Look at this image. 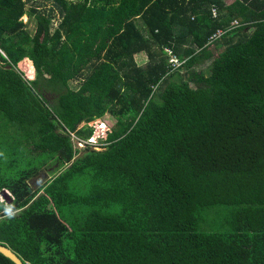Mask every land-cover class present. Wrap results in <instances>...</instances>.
Returning <instances> with one entry per match:
<instances>
[{"label":"trees","instance_id":"1","mask_svg":"<svg viewBox=\"0 0 264 264\" xmlns=\"http://www.w3.org/2000/svg\"><path fill=\"white\" fill-rule=\"evenodd\" d=\"M0 46V243L23 263L264 264V0H0Z\"/></svg>","mask_w":264,"mask_h":264},{"label":"rangeland","instance_id":"2","mask_svg":"<svg viewBox=\"0 0 264 264\" xmlns=\"http://www.w3.org/2000/svg\"><path fill=\"white\" fill-rule=\"evenodd\" d=\"M37 3L40 4L42 2H37ZM31 6L32 4H28V9H30ZM35 6H39V5L35 4ZM41 6H42L41 8L43 9L45 8L49 9V8L54 7L52 2H45ZM28 20H29L28 16L23 17V21L25 23H27ZM56 26H58V21L54 23V27ZM28 30L33 34L34 37H36L37 35H40L39 24L36 22V19H33L28 24ZM145 58L146 56L143 53H139L135 56V59L140 65L144 64ZM17 68L24 74V76L28 80L35 79L36 69H35L34 62L32 60L25 59L21 61ZM115 123H116V120L108 114L102 119H96L95 121L91 122L89 125L94 128V135H93L94 137L90 140V142L92 141L94 143H99L100 139H105L109 131L112 130V127L115 125ZM7 128H9L7 121L5 117L2 114H0V156H2L3 153H6V151L8 152V155L6 156V161H4V165H2V167H6L7 163H9L10 166L13 165V157H12L13 154L12 153L16 149V144L18 143V140H19V138L16 135H14V133L12 132L9 133L7 131ZM78 146L83 147L84 144H79ZM39 167L37 168L36 173L33 172V175H32L33 177L28 181V184L31 186L32 190L39 189L41 186H43L44 184H46L48 181L51 180V178L53 177V173L60 171L59 169H56L58 168V165H56L54 162H50L49 165L47 164L46 169L43 168L44 166L41 168ZM42 168L44 170H42ZM37 174L38 175L40 174V175L38 176ZM1 180H2V174L0 173V181ZM7 194L11 198V200H13L10 192H7ZM0 202L4 203L5 202L4 198L1 197ZM10 206L11 205H8V207L10 208L9 210H11Z\"/></svg>","mask_w":264,"mask_h":264},{"label":"water","instance_id":"3","mask_svg":"<svg viewBox=\"0 0 264 264\" xmlns=\"http://www.w3.org/2000/svg\"><path fill=\"white\" fill-rule=\"evenodd\" d=\"M1 197L4 198L10 204L12 202L11 198L8 196L6 191H2ZM5 201V202H6ZM0 253H2L3 256L11 260L14 264H25L21 261V259L16 255V253L13 251L12 248L9 246L0 243Z\"/></svg>","mask_w":264,"mask_h":264},{"label":"built area","instance_id":"4","mask_svg":"<svg viewBox=\"0 0 264 264\" xmlns=\"http://www.w3.org/2000/svg\"><path fill=\"white\" fill-rule=\"evenodd\" d=\"M214 14H216V11H214ZM221 34H222V32L219 31L218 34H217V36L215 38H218L219 36H221ZM0 54L3 55V56H5V54H6L4 52V50L1 48V46H0Z\"/></svg>","mask_w":264,"mask_h":264},{"label":"clouds","instance_id":"5","mask_svg":"<svg viewBox=\"0 0 264 264\" xmlns=\"http://www.w3.org/2000/svg\"><path fill=\"white\" fill-rule=\"evenodd\" d=\"M5 52V51H4ZM5 191V190H4Z\"/></svg>","mask_w":264,"mask_h":264},{"label":"crops","instance_id":"6","mask_svg":"<svg viewBox=\"0 0 264 264\" xmlns=\"http://www.w3.org/2000/svg\"><path fill=\"white\" fill-rule=\"evenodd\" d=\"M28 60H30V59H28Z\"/></svg>","mask_w":264,"mask_h":264}]
</instances>
